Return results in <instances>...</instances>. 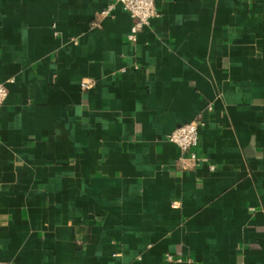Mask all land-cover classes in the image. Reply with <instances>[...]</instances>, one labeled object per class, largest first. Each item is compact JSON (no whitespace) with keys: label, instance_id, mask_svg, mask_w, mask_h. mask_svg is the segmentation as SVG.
Instances as JSON below:
<instances>
[{"label":"crops","instance_id":"1","mask_svg":"<svg viewBox=\"0 0 264 264\" xmlns=\"http://www.w3.org/2000/svg\"><path fill=\"white\" fill-rule=\"evenodd\" d=\"M109 1L0 0V264H264V0Z\"/></svg>","mask_w":264,"mask_h":264},{"label":"built area","instance_id":"2","mask_svg":"<svg viewBox=\"0 0 264 264\" xmlns=\"http://www.w3.org/2000/svg\"><path fill=\"white\" fill-rule=\"evenodd\" d=\"M117 6H120L132 19L133 24L127 34V40L134 42L138 31L149 25V22L159 17L156 0H110L104 9L100 11V16L108 17L112 14ZM92 87V83L82 82L81 89L86 91ZM7 87L0 83V108L2 107L7 97ZM202 125L200 120H194L189 123L182 124L168 133L165 137L166 141L178 147L181 157L179 158V165L185 167L186 162H192L194 165L204 163L205 159L197 154V147L199 143L198 128ZM209 169L212 171L213 166ZM164 260L167 263L179 262L173 255L165 254Z\"/></svg>","mask_w":264,"mask_h":264}]
</instances>
